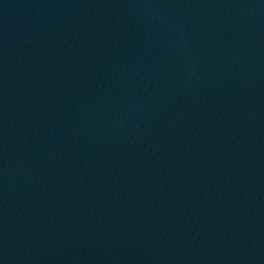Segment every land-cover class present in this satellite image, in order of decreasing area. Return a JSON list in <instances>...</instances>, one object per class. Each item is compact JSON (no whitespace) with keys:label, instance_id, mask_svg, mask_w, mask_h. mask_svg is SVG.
<instances>
[{"label":"water","instance_id":"obj_1","mask_svg":"<svg viewBox=\"0 0 264 264\" xmlns=\"http://www.w3.org/2000/svg\"><path fill=\"white\" fill-rule=\"evenodd\" d=\"M0 264H264V0H0Z\"/></svg>","mask_w":264,"mask_h":264}]
</instances>
